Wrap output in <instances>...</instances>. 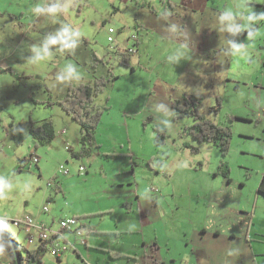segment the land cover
Segmentation results:
<instances>
[{
	"label": "rangeland",
	"instance_id": "obj_1",
	"mask_svg": "<svg viewBox=\"0 0 264 264\" xmlns=\"http://www.w3.org/2000/svg\"><path fill=\"white\" fill-rule=\"evenodd\" d=\"M171 1L175 7L168 0H0V166L13 168L20 158H26L25 171L0 174L1 215L25 211V215L45 221L50 215L58 218L67 210L71 214L85 211L90 213L78 214L79 223L93 221V226L111 227L115 219L121 226L126 222L129 226L136 224L139 215L146 219L147 237L152 238V245L154 241L159 243L154 257H164L166 264L196 261L185 251L194 229L221 230L225 234L235 229L242 235L252 223L253 237L256 230H264V194L258 192L264 173V0ZM148 5L162 18L175 15L170 22L176 20L178 32L186 33V18L196 17L193 22L198 24L199 36L195 45L201 53L210 54V64L218 73L213 84L222 99L217 114L208 108L210 102L218 106L214 98L200 101V111L216 122L231 124L233 139L226 157L213 143L198 142L183 132L184 126L193 122L191 118L175 120L171 110L173 123L169 126L163 95L151 92L157 75L168 74L173 81L186 80L183 61L172 60L169 73L167 65L152 72L147 57L142 66L137 61L132 63L134 71L133 65L119 60L123 47L118 40L122 42L133 33L136 13L142 19ZM254 24L255 31H245ZM110 26L115 28L114 36L118 38L112 43L108 40ZM152 30L154 33L156 29ZM157 31L162 29L157 27ZM153 33L147 45L152 64L167 63V58L176 52L177 43H163L153 38ZM197 34L191 35V39ZM58 44L68 45L62 49ZM113 49L119 51L117 56ZM95 54L113 65L117 78L95 96L96 107L109 109L95 131V143L89 144L81 141L79 123L69 115L63 119L60 114L64 109L54 101L66 95L70 80L88 82L92 66L100 69L105 65ZM203 64L196 62L195 66ZM9 67L14 74L7 71ZM175 85L181 87L177 82ZM48 90L52 104L47 102ZM149 112L152 121L146 122ZM229 115L240 118L231 121ZM45 118L52 119L59 129L52 143L36 147L29 135L19 145L11 140L14 129L24 128L30 119ZM159 129L166 132V137L164 142L156 143ZM7 141L11 148L6 146ZM185 142L200 150L194 152ZM130 146L137 153L135 164L123 154ZM33 151L42 158L39 166L28 160ZM61 165L70 172L64 174ZM80 165L86 168L83 173ZM132 177L140 183L139 190L146 192L140 197L139 214L136 207L127 212L129 209L120 197L132 190L128 180ZM46 205L48 210L44 211ZM112 205L116 212L103 214V219L101 214L91 212ZM57 206L63 212L56 213ZM2 217L0 223L8 224L23 249L38 247L37 228L5 224L9 220ZM32 228L35 236L29 242ZM261 233L264 235V231ZM13 252V262L18 264L14 249ZM92 253L93 264H99L96 257L100 256H105L104 264H128L132 260L122 257L115 262L107 252ZM22 254L27 261L26 250ZM82 256L77 257L72 246L62 257L49 249L41 262L32 260L31 264L90 263L87 255Z\"/></svg>",
	"mask_w": 264,
	"mask_h": 264
},
{
	"label": "crops",
	"instance_id": "obj_2",
	"mask_svg": "<svg viewBox=\"0 0 264 264\" xmlns=\"http://www.w3.org/2000/svg\"><path fill=\"white\" fill-rule=\"evenodd\" d=\"M148 10L145 11L144 16L142 19H139V12H137V18L136 20V27L133 30V33H137L138 35V44L137 47V53L134 54L131 58L130 65H133L132 67L135 69V65L132 63H135L136 61L140 66H142V61H146V57L148 58V62L150 65H152V72L156 70V68H159L160 65L168 66L169 73L171 72V61H178L181 60L185 63V67L187 69H184L185 76H187L186 80L183 79H176V81L168 79L170 75H157L153 83V89L151 87V92H155V94L163 95V99L165 100L166 106L165 111H167L168 108V115H171V98H179L182 97L184 93H194L196 95H199L200 101L205 102L206 100H212L213 98L217 100V96L220 95L219 89L215 88V85L213 84L215 82L214 76H217L218 73L213 68V63H211L212 59H208L210 57L208 53L203 54L201 53L196 47L195 44H197L195 39L198 40V34H197V27L198 24L194 23L193 20L195 18L190 19L187 17L186 22V33L178 32V27L176 25V20L172 19V22H170L171 18L175 15L167 14L165 15V18L160 17L155 11L152 10V5H148ZM153 11V12H152ZM167 20V22L163 23V21ZM158 22V25H152L153 23ZM196 22L197 19H196ZM168 26V27H167ZM157 27H160L162 31H157ZM155 28V32L153 33L152 29ZM152 33L155 35L153 38H159L161 42H170L174 41L177 43L174 50L176 51L171 57L167 58V63L162 62H156L155 64H152L153 57L152 55H149L147 51V45L151 43L152 40ZM199 33V31H198ZM197 34L195 38L191 39V35ZM131 35V34H130ZM129 35V36H130ZM128 36V37H129ZM128 37L125 38L122 42H119L118 38V45L125 47L126 43H129L130 40H128ZM116 38V37H115ZM184 44L186 47H184ZM193 44V45H192ZM117 47V46H115ZM114 48V47H113ZM114 53L115 49H113ZM151 54V53H150ZM204 55H207L206 57ZM117 56V53H116ZM119 57V56H118ZM120 60V57H119ZM187 61V62H186ZM197 62H204V64L201 67H196L195 64ZM93 65V64H92ZM91 65V66H92ZM206 66H209L206 68ZM94 68L92 72V78L88 82H92L95 77L105 75L107 74V66H100V69H97L98 66H92ZM146 69H148V66H144ZM173 70V69H172ZM134 71V70H133ZM190 72L191 75H188L187 73ZM220 72V71H219ZM207 75V79H205V76ZM81 82H87V81H81ZM175 82L178 83V85H181V87H177L175 85ZM70 83H74V81H69L67 83V86L70 85ZM80 83V82H77ZM155 95L156 97H158ZM49 96V93L47 94V98ZM211 97V98H209ZM60 99V98H58ZM56 99L54 102H57ZM206 99V100H204ZM48 100V99H47ZM48 102V101H47ZM201 102V104H202ZM212 105H208V108H211V106L214 105V103L210 102ZM65 113V114H63ZM65 115H69L64 110L61 112L60 116L65 117ZM70 116V115H69ZM71 117V116H70ZM151 117V119H150ZM152 121V113H148V116L146 117V122ZM171 116L169 117L168 125L170 126L172 124ZM20 128L14 129L11 132V140L14 142L13 135L16 131H18ZM64 131V130H63ZM62 131V132H63ZM56 132H59V129ZM27 138V137H26ZM10 141V140H9ZM8 142L6 145L8 148H11L10 144L11 142ZM6 142V143H7ZM53 142V141H52ZM51 142V143H52ZM15 143V142H14ZM16 144V143H15ZM17 145V144H16ZM34 152V151H33ZM76 154V153H74ZM123 154H126L130 157V160L135 164L136 157L135 150L132 148V146L129 147V149H126V151H123ZM144 159V157H142ZM22 159V158H20ZM19 162L15 163V166L12 168L9 165H6L5 167L0 166V174L7 172V173H20L18 171V168L21 166ZM148 159V158H147ZM42 158L41 156L38 157V165L40 164ZM7 162V161H6ZM10 160L7 164H10ZM33 164L36 162H32ZM2 165V164H1ZM24 170L25 171V164H24ZM67 168V167H66ZM69 169V168H68ZM70 172V169H69ZM68 172V173H69ZM67 173V174H68ZM65 174V173H64ZM131 181V191H129L127 194L121 195V200L124 202V206H126L127 212L134 211L135 207L138 210V214L141 210V195L146 192H142L139 190L140 183H138V180L135 179L132 180L131 178L128 179ZM128 181V182H129ZM59 188L60 185H58ZM146 191V189H145ZM58 200V199H56ZM116 206L119 207L117 204ZM124 209V208H123ZM56 213H58L61 210L60 206L56 207ZM63 212V211H62ZM92 213L101 214V217L103 219V214H113L116 212V208L114 205L110 207L105 208H99L98 210L91 211ZM90 212L85 211H78L76 214H71L68 212H64L62 215H74L78 217L80 215H85ZM0 216L8 218L9 221H4V223H13L16 226H33L38 229L39 235L41 232V225L50 226V227H58L56 225L58 218L57 215H50L45 221L35 219L36 224L33 225H27L23 222H20L25 216L24 212H15L11 211L8 213H5V215ZM136 214V216L138 215ZM2 217V218H3ZM138 218L136 219V224L129 226V224L126 222L125 225L121 226L119 220L115 219V225L111 227V225L107 224H100L93 226L94 223L89 222L88 224L86 222H81V225L88 231L87 234H85L86 243H82L78 236L75 234V232L67 231L64 234V241H66L68 244H71L72 249H74L77 252L78 255L83 257L82 255H87L90 263L87 264H93L91 260H94L92 251H98V252H107L109 256L114 259L122 258V257H131L132 260L128 264H150L151 261L154 263H161L166 264V259L164 257H161L160 260H158L157 257H153V251H152V238H148L149 236L147 234L145 224L146 219H140L141 217L138 215ZM1 221V220H0ZM18 221V223H16ZM20 222V223H19ZM8 225V224H6ZM149 226V224H147ZM252 223L247 228L245 227V232L240 235L237 233L235 229H231L229 234L223 233V231H213L208 229H194L191 234V240L187 239L186 241V248L185 251L187 254H191L193 257H195V260H186V264H264V235L261 233L263 231L256 230L257 233L253 237L251 236V229H252ZM35 228L30 229L29 231L31 237L34 240L35 236ZM9 230L12 232V230L9 228ZM86 231V232H87ZM136 235V238H134L133 235ZM13 233V232H12ZM187 232H185L186 234ZM14 234V233H13ZM101 235V236H98ZM188 235V234H187ZM186 235V236H187ZM107 236H110L111 238L107 239ZM190 236V235H189ZM40 237V236H39ZM33 242V241H32ZM155 244V241H154ZM159 244V243H158ZM157 244V245H158ZM86 246L87 248H83V246ZM29 246H26L27 249ZM37 245L33 248H30L31 250H35ZM157 255V254H156ZM191 256V257H192ZM171 258H174L172 255ZM84 258V257H83ZM99 264L106 263L105 256L102 257H96ZM174 260V259H172ZM0 264H14L12 254L10 253L9 249L5 245L4 237L2 233L0 232ZM124 264H127L124 263Z\"/></svg>",
	"mask_w": 264,
	"mask_h": 264
},
{
	"label": "trees",
	"instance_id": "obj_3",
	"mask_svg": "<svg viewBox=\"0 0 264 264\" xmlns=\"http://www.w3.org/2000/svg\"><path fill=\"white\" fill-rule=\"evenodd\" d=\"M168 2L172 7H175L171 0H168ZM256 28L257 24H254L245 31H255ZM58 45L62 49H65L68 44ZM115 52L118 53L119 51L115 50ZM119 55H121V63H123L124 65L130 64L132 58V55H130V53L123 52V54L120 53ZM98 57L99 56L95 54V58L97 60L104 62L102 58ZM104 64L108 68L107 74L95 77V79L91 83H70L66 95L62 99L57 101V103L62 106V109H64L75 121L79 123L81 141L83 143H95V131L100 123V119L102 118L103 113L109 109L108 106L99 108L95 105V96L100 92H103L107 88L109 83L113 82L117 78V76L113 73V65L108 61H105ZM131 68L132 70H134L133 67ZM7 71H10L14 74V71L10 67L7 68ZM16 75L18 76V74ZM50 100L51 94L49 92L48 103L52 104ZM217 103V107H211V112H215V114H217L218 109L222 107V99L220 96H217ZM172 115L175 120L185 117H189L193 120L190 125L184 126L183 132L191 135L198 142L213 143L214 145L219 147V149L221 150V154L224 157H226L230 152L233 139V129L231 127V124L224 125L222 123L216 122L212 117L203 114L200 111V98L198 95L194 93H184L180 98H173ZM235 118H240V116L229 115V119L231 121ZM27 135H29L33 139V142L37 147L39 144L44 145L47 143H51L55 139L57 132L55 124L50 118H45L42 121H34L30 119L24 128H20L14 133V142L17 145L22 144L26 140ZM165 137L166 132L159 129L157 133L158 142L156 141V143L164 142ZM184 145L190 147L194 152L196 150V152L200 150L198 146H194L193 144H190L188 142H185ZM35 157L39 156L33 152L28 160H30V162L32 163L34 162L33 159ZM25 159L26 158L20 159L22 162L20 161L21 166L18 168V171L24 170L23 167ZM34 164H38V161ZM258 192L264 194V173L258 186ZM0 232L4 237L5 245H7V248L12 254H14L12 242L18 246V250L20 251L21 264H31L32 260H38L41 262L42 255H44L49 249L52 250V248L55 247V244L57 243L56 237L49 236L47 239H40L38 247L35 250L31 251L29 249H23L21 243L18 242L17 237L9 230L8 227L1 223ZM4 234L6 235V237ZM157 248V243L153 244V253L157 252L155 251ZM24 250H26L27 252V261L22 254V251Z\"/></svg>",
	"mask_w": 264,
	"mask_h": 264
},
{
	"label": "built area",
	"instance_id": "obj_4",
	"mask_svg": "<svg viewBox=\"0 0 264 264\" xmlns=\"http://www.w3.org/2000/svg\"><path fill=\"white\" fill-rule=\"evenodd\" d=\"M109 36L108 40L112 43L116 41L114 32L116 31L114 27H109ZM128 40H130L129 43H126L125 47H123V52L130 53V55H134L137 52L136 45L138 44V35L136 33L131 34L128 37ZM34 162L38 161V157H35L33 159ZM64 173H68L69 169L66 168L64 165L60 168ZM86 168L83 165H80V171L83 173V171ZM48 210V206H44V211ZM58 221V227H50L45 225H41V232H40V239L48 238L49 236H53L57 238L56 246L53 247L54 251L57 253L58 257H62V254H64L67 250L70 249L71 244H68L66 241H64V234L67 231L75 232V234L78 236L79 240L82 243H86L85 234L88 233V231L79 223L78 218L74 215H61ZM20 222H23L27 225H33L36 224L35 219L29 215L25 216ZM19 222V223H20ZM18 223V221L16 222ZM84 229H83V228ZM87 231V232H86ZM33 238H29V242H32ZM141 264V263H140ZM145 264V263H143Z\"/></svg>",
	"mask_w": 264,
	"mask_h": 264
},
{
	"label": "water",
	"instance_id": "obj_5",
	"mask_svg": "<svg viewBox=\"0 0 264 264\" xmlns=\"http://www.w3.org/2000/svg\"><path fill=\"white\" fill-rule=\"evenodd\" d=\"M12 244H13V249L16 251V254H17L18 264H21L20 251L18 250V246L13 242Z\"/></svg>",
	"mask_w": 264,
	"mask_h": 264
},
{
	"label": "flooded vegetation",
	"instance_id": "obj_6",
	"mask_svg": "<svg viewBox=\"0 0 264 264\" xmlns=\"http://www.w3.org/2000/svg\"><path fill=\"white\" fill-rule=\"evenodd\" d=\"M176 98H177V97H176ZM179 98H180V97H179ZM172 99H173V98H171V110H172ZM171 113H172V112H171Z\"/></svg>",
	"mask_w": 264,
	"mask_h": 264
},
{
	"label": "clouds",
	"instance_id": "obj_7",
	"mask_svg": "<svg viewBox=\"0 0 264 264\" xmlns=\"http://www.w3.org/2000/svg\"><path fill=\"white\" fill-rule=\"evenodd\" d=\"M132 34H134V33H132ZM137 34V33H136ZM116 39V38H115ZM116 42V41H115ZM118 46V45H117ZM6 227H7V225H6Z\"/></svg>",
	"mask_w": 264,
	"mask_h": 264
}]
</instances>
